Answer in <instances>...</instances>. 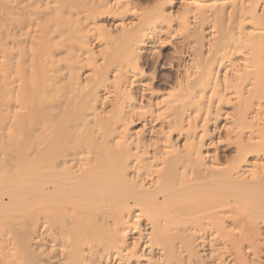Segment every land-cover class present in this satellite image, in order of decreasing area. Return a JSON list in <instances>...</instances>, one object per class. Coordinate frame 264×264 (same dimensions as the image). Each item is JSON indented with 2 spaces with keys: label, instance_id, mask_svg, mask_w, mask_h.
<instances>
[{
  "label": "bare ground",
  "instance_id": "bare-ground-1",
  "mask_svg": "<svg viewBox=\"0 0 264 264\" xmlns=\"http://www.w3.org/2000/svg\"><path fill=\"white\" fill-rule=\"evenodd\" d=\"M0 167V264H264V0H0Z\"/></svg>",
  "mask_w": 264,
  "mask_h": 264
},
{
  "label": "rangeland",
  "instance_id": "rangeland-1",
  "mask_svg": "<svg viewBox=\"0 0 264 264\" xmlns=\"http://www.w3.org/2000/svg\"><path fill=\"white\" fill-rule=\"evenodd\" d=\"M2 151V150H1ZM2 167V166H1ZM0 167V168H1ZM0 178H2L3 177V175L1 174V170H0ZM5 176H4V178H3V180H5ZM7 179V178H6ZM1 181V180H0ZM9 207V206H8ZM10 210H11V208L9 207V208H5V210H3L2 212H3V214H2V212H0V230H1V227H2V229L3 230H1V232H0V239L1 238H6L7 239V237L9 238L10 237V234H11V232L9 231L10 229L12 230V232H14V229H12L13 227H12V219H11V215H10V217H9V215L6 217V213L8 214L9 212H10ZM11 213V212H10ZM3 215V216H2ZM5 217V218H4ZM9 217V219L8 220H6L7 218ZM3 219V220H2ZM11 220V221H10ZM10 222V223H9ZM2 224H4V226L2 225ZM6 227V228H5ZM7 229H9V230H7ZM4 231V232H3ZM7 233V234H6ZM3 235V236H2ZM4 235H5V237H4Z\"/></svg>",
  "mask_w": 264,
  "mask_h": 264
}]
</instances>
